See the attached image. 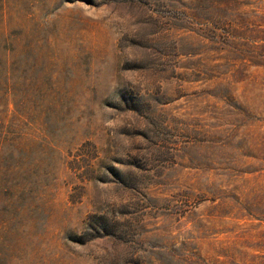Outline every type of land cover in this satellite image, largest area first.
<instances>
[{
    "label": "rangeland",
    "instance_id": "374dc122",
    "mask_svg": "<svg viewBox=\"0 0 264 264\" xmlns=\"http://www.w3.org/2000/svg\"><path fill=\"white\" fill-rule=\"evenodd\" d=\"M0 264H264V0H0Z\"/></svg>",
    "mask_w": 264,
    "mask_h": 264
}]
</instances>
